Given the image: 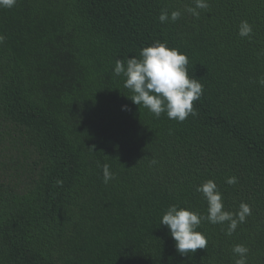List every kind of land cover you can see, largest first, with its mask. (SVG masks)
<instances>
[{"label": "trees", "instance_id": "obj_1", "mask_svg": "<svg viewBox=\"0 0 264 264\" xmlns=\"http://www.w3.org/2000/svg\"><path fill=\"white\" fill-rule=\"evenodd\" d=\"M207 3L198 17L195 0L0 7V264H235V245L264 264V0ZM156 42L203 85L183 122L133 104L114 75ZM209 179L227 211L251 215L231 236L203 221L207 248L182 256L160 221L173 204L207 215L196 189Z\"/></svg>", "mask_w": 264, "mask_h": 264}, {"label": "clouds", "instance_id": "obj_2", "mask_svg": "<svg viewBox=\"0 0 264 264\" xmlns=\"http://www.w3.org/2000/svg\"><path fill=\"white\" fill-rule=\"evenodd\" d=\"M17 0H0V7L11 9ZM207 0H195V8H190L194 16L198 17L197 9H207ZM181 16L180 11H162L159 16L161 23L176 22ZM252 26L247 21H242L239 26L241 38H251ZM5 37L0 35V43ZM189 60L186 54L176 48H169L166 43L156 42L144 47L140 51V58L131 57L127 59L126 65L123 60L117 59L114 67V75H123L126 79L124 87L132 93V103L147 108L156 118L162 113L177 122L185 121L189 116H196L194 102L203 95V85L198 79L188 74ZM258 83L264 86V78ZM126 109V106H124ZM155 163V161H152ZM114 179V173L110 171L109 165H103V181L108 183ZM229 185L238 183L236 177L226 179ZM207 201V215L171 205L163 214L160 224L170 230L171 237L175 241L177 252L182 256L195 253L198 249H206L208 240L206 236L197 231L203 221L213 225L227 222L226 235L231 236L239 224L246 221L251 215V207L247 203H241L239 210L235 213L227 211L224 206L223 195L219 191L215 181L209 179L199 185L196 189ZM238 257L235 264H247L249 249L244 245H235L232 249Z\"/></svg>", "mask_w": 264, "mask_h": 264}]
</instances>
